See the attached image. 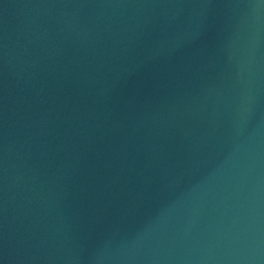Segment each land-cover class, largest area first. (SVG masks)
Masks as SVG:
<instances>
[{
    "label": "water",
    "instance_id": "obj_1",
    "mask_svg": "<svg viewBox=\"0 0 264 264\" xmlns=\"http://www.w3.org/2000/svg\"><path fill=\"white\" fill-rule=\"evenodd\" d=\"M0 264H264V0H0Z\"/></svg>",
    "mask_w": 264,
    "mask_h": 264
}]
</instances>
